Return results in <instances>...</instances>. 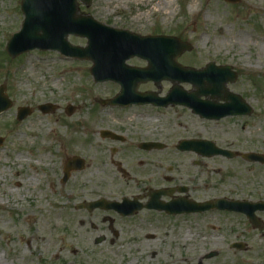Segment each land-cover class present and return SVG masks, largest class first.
I'll return each instance as SVG.
<instances>
[{
	"label": "rangeland",
	"instance_id": "1",
	"mask_svg": "<svg viewBox=\"0 0 264 264\" xmlns=\"http://www.w3.org/2000/svg\"><path fill=\"white\" fill-rule=\"evenodd\" d=\"M166 1H172L168 9L158 6L161 0H92L89 6L81 3L79 7L82 14L118 29L188 41L193 49L178 57L182 65L197 69L209 62L231 65L238 77L227 87L253 107L252 115L207 120L183 106L102 105L97 100L113 98L120 86L96 82L90 60L67 58L51 50H33L14 59L7 54L6 43L20 30L24 16L21 0H0V86L12 103L3 111L11 113L10 120L0 122V264L71 260L81 264H264V235L252 230L242 215H169L143 209L124 218L77 208L99 198L132 199L142 192L141 184L148 191L154 186L189 184L199 199L264 200V165L241 157L203 158L177 149L181 139L197 138L239 153L264 154V65L259 66L264 64V0ZM68 40L80 46L87 43L75 35ZM127 63L147 65L138 57ZM182 86L193 90L190 83ZM171 87L169 81L159 85L150 81L138 89L165 96ZM45 103L55 104L56 110L43 113L39 106ZM69 106L74 108L70 115ZM20 107L31 111L23 119H18ZM20 123L26 127L16 132ZM102 130L120 134L126 142L103 138ZM146 141L166 147L143 151L139 145ZM19 155L26 160L18 159ZM74 156L86 161L85 168L73 171L63 183V167ZM101 161H134L129 164L131 188L102 172ZM137 161H164L162 175L156 181L143 175ZM194 161H201V166ZM171 164L176 168L168 171ZM163 175L173 176V183ZM105 215L116 219L117 234L103 222ZM258 215L264 221V212ZM239 234L251 237L247 251L230 247V240ZM103 235L106 241L95 243ZM213 250L219 254L207 258L205 254Z\"/></svg>",
	"mask_w": 264,
	"mask_h": 264
},
{
	"label": "water",
	"instance_id": "2",
	"mask_svg": "<svg viewBox=\"0 0 264 264\" xmlns=\"http://www.w3.org/2000/svg\"><path fill=\"white\" fill-rule=\"evenodd\" d=\"M81 1L87 5L92 2V0ZM226 1L238 3L241 0ZM22 11L25 15L22 29L15 33L7 44L10 56L15 58L24 52L39 48L59 50L66 56L92 60L91 73L96 81L114 80L121 84V92L115 98L99 100L103 105L128 106L135 103H152L157 106L183 105L191 108L201 117L213 120L227 116L251 115L253 112L252 107L240 95L230 91L227 87L228 83L237 80V73L232 71V67L218 66L210 62L203 69H195L178 63L177 58L184 51H190L192 45L177 37H144L126 30L107 27L90 15L80 14L77 0H22ZM69 34L87 37V46L72 45L67 40ZM133 56L147 59L148 66L140 68L126 64V61ZM150 80L156 85H159L162 80H170L177 84H174L166 97H159L157 92H139V84ZM182 82L191 83L194 90L191 92L185 90L179 84ZM4 90L5 87L0 86V111L8 109L11 105L4 95ZM40 109L44 113H49L55 111L56 106L48 103L41 105ZM73 111L74 108L69 106L68 114H72ZM29 113L27 108L20 109V118H24ZM102 136L124 141L121 136L107 130L102 131ZM1 143L2 139H0ZM140 147L152 150L163 149L165 145L160 142H143ZM178 149L193 151L205 157L224 156L232 159L241 156L246 161L264 164L263 154L255 152L240 154L218 147L210 140H182L178 144ZM84 161L80 157L69 158L65 165L63 182L68 180L72 170L83 169ZM172 192V190L153 191L147 206L171 213L190 212L192 209H188L185 199L178 198L168 203L161 200L163 195L171 196ZM178 202L181 204L177 205ZM203 205L205 207L199 209L218 207L242 211L254 226L260 227L255 211L259 208L263 209L264 204L250 205L247 202L219 199L212 203L205 202ZM78 208H86L89 211L96 208H115L125 215L131 213L133 209L138 211L143 206L137 201L124 200L118 203L102 198L83 203ZM101 241L102 237L96 240L97 243Z\"/></svg>",
	"mask_w": 264,
	"mask_h": 264
},
{
	"label": "flooded vegetation",
	"instance_id": "3",
	"mask_svg": "<svg viewBox=\"0 0 264 264\" xmlns=\"http://www.w3.org/2000/svg\"><path fill=\"white\" fill-rule=\"evenodd\" d=\"M131 162L134 161H101L102 164V172L108 174V175H113L117 178H119L122 182L126 183L125 186L127 188H131V186H129L130 182L132 181V168H129V164H131ZM171 163V161H169ZM140 170L142 171L143 175H148L151 176L153 178V180L156 181L157 177H160L161 174V166L164 163V161H137ZM201 161H194L193 164L196 165H200L201 166ZM176 166H174L173 164L168 166V171H172L175 170ZM99 172V170H96ZM149 171V172H147ZM164 176V175H163ZM164 179L166 182L168 183H173L174 177L173 176H164ZM148 189V188H147ZM146 189V187L144 185H140V190H142V192H139L138 195L133 196L132 199L136 198L138 199L139 202H141L143 205H146L150 199H151V194L152 191L154 190H158V189H163L165 191H173V195L172 197H169L170 199H185L188 204V209H193L190 212H183V213H179L177 215H199V216H204L207 214H211V213H217V214H229V215H242L243 217L246 218L247 220V224L251 227L252 230H258L260 232H262L261 234L264 235V221L262 220V222L260 223V226L263 227V229H260L256 226H254L253 223L250 222V220L248 219V216L245 213H241V212H232V211H227V210H221L218 208H213V209H199V208H204L205 206L203 205L205 202L211 201L212 199L218 198V197H227V196H216L213 198L210 197H206V198H195L196 196L192 195L194 192L192 191V187H190L189 184H182V185H173L171 184L170 186H154L152 188L149 189V191ZM180 190H182L183 192H179ZM230 199H240V198H230ZM244 200V199H241ZM248 200V199H247ZM168 201V199L166 200ZM251 201V200H249ZM257 201V200H256ZM202 204V205H200ZM144 210H148V211H153V209H147V208H143ZM196 209V210H194ZM100 211L103 212H112L117 214L120 217H132L134 215H130V216H122L121 214L117 213L114 210H104V209H98ZM164 211V210H163ZM111 218V220H110ZM103 222L108 223L109 224V229L114 233L117 234V232L114 231V226L113 224H115L116 219L111 217L110 215H105L103 217ZM247 234H239L237 236V238L235 239H231L229 244L230 247L232 249H236V250H240V251H247L248 248L250 247V242H251V237H247L245 236ZM103 237V241H106V236H101ZM148 238H152V235H147ZM253 238V235H252ZM96 240V239H95ZM223 243H225V239L222 238L221 240ZM240 245V246H239ZM212 252V251H210ZM209 252V253H210ZM213 252H215L214 254L208 255L209 253H206V257L210 258L211 256H215L219 254V251L217 250H213ZM66 264H81V263H77L76 261H68Z\"/></svg>",
	"mask_w": 264,
	"mask_h": 264
},
{
	"label": "bare ground",
	"instance_id": "4",
	"mask_svg": "<svg viewBox=\"0 0 264 264\" xmlns=\"http://www.w3.org/2000/svg\"><path fill=\"white\" fill-rule=\"evenodd\" d=\"M172 5V1H166V0H161V2L158 3V6L161 7V9H168L170 6ZM264 65L262 62L259 63V66ZM20 102V101H17ZM11 113H6V112H1L0 113V122L2 121H6V120H10L11 118ZM18 130L16 132H19L20 130L23 131V129H25L26 127V123H20L17 125ZM18 159H22V160H26V158H24L22 155L18 156ZM17 174H19V172H17ZM22 181L19 179L18 180V184L22 186ZM187 239L186 235L183 237V242L185 243V240Z\"/></svg>",
	"mask_w": 264,
	"mask_h": 264
}]
</instances>
